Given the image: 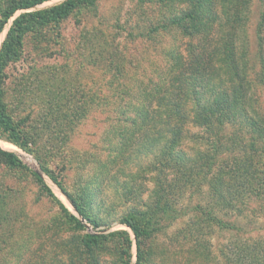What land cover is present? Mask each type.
I'll use <instances>...</instances> for the list:
<instances>
[{"label": "rangeland", "instance_id": "rangeland-1", "mask_svg": "<svg viewBox=\"0 0 264 264\" xmlns=\"http://www.w3.org/2000/svg\"><path fill=\"white\" fill-rule=\"evenodd\" d=\"M64 1L51 0L33 11ZM243 1L236 17L241 26L238 54L255 93L256 110L264 117V28L258 31L264 2ZM3 6L0 0V11ZM186 8L180 0L87 1L62 22L28 33L5 69L4 101L12 122L34 137L35 154L1 139L0 148L16 153L29 170H41L35 155L42 159L68 193L87 195L101 226L94 229L82 220L85 229L74 231L28 169L0 163V264H115L114 244L99 252L95 262L79 238L116 231L130 234V264L136 263L133 236L119 221L141 206L127 200L125 186L134 180V193L147 200L158 146L147 144L143 150L138 145L121 160L113 157L124 151L127 139L145 142L138 137L145 116L140 101L147 103L150 90L171 76L175 58L186 55L189 39L171 25ZM219 13L223 16L220 9ZM255 140L259 164L264 166V137L255 135ZM44 178L55 197L75 214L61 191ZM202 184L182 200L185 214L163 222L162 230L145 241L146 264H232L233 244L248 240L258 249L256 241L264 240V198L251 203L241 216L224 215L212 207L207 184ZM195 213L203 229L191 234L184 228ZM218 220L229 228L220 229Z\"/></svg>", "mask_w": 264, "mask_h": 264}, {"label": "trees", "instance_id": "trees-1", "mask_svg": "<svg viewBox=\"0 0 264 264\" xmlns=\"http://www.w3.org/2000/svg\"><path fill=\"white\" fill-rule=\"evenodd\" d=\"M49 1L3 0L0 11V34L11 18L23 11L13 19L0 49V139L32 154H35L34 137L15 125L7 112L4 101L7 64L18 56L28 33L52 22L58 24L79 5L96 0H66L49 9L33 11ZM180 1L186 3L187 8L171 25L180 28L182 35L189 39L186 55L175 58L171 76L150 90L148 102L140 101L145 116L138 137L139 140L143 137L145 142H138V138L127 139L124 151L113 157V161L121 160L124 155L133 153L134 148L138 150V145L143 150L147 144L158 146L154 175L149 178L152 187L150 191L145 190L149 194L147 200L144 202L143 195L134 193V180L125 186L127 200L137 201L141 206L133 207L119 221L133 236L135 264H146L145 241L162 230L163 222L176 221L185 214L182 200L188 193L201 189L202 183L207 184L212 207L224 215L241 216L251 203L264 198V166L259 164L261 156L254 147L255 135L264 137V117L256 110L255 93L247 80L237 46L241 26L236 17L244 1ZM263 28L264 12L259 33ZM35 157L41 172L68 198L77 215L55 197L42 175L23 165L16 153L0 148V163L28 169L40 191L58 204L60 213L74 231L85 229L82 220L98 229L101 222L92 214L87 195L72 196L54 171ZM146 169L149 171L148 165ZM200 219L195 213L184 231L193 234L199 230L200 233L203 229ZM216 224L220 229L229 228L220 220ZM79 241L83 251L91 253L95 262H98L99 252L112 243L115 264L131 263L132 241L127 231L107 235L87 233L80 236ZM256 244L257 250L248 240L233 244L229 253L231 263L264 264V240L259 239Z\"/></svg>", "mask_w": 264, "mask_h": 264}, {"label": "water", "instance_id": "water-1", "mask_svg": "<svg viewBox=\"0 0 264 264\" xmlns=\"http://www.w3.org/2000/svg\"><path fill=\"white\" fill-rule=\"evenodd\" d=\"M14 19V18H13ZM13 19H12V21H13ZM12 23V22H11ZM11 26V25H10ZM10 26H9V28H10ZM9 28H8V30H9ZM8 30H7V32H8ZM4 31V30H3ZM2 31V32H3ZM7 32H6V34H7ZM6 34H5V37H6ZM1 35V34H0ZM5 39V38H4ZM4 39H3V41H4ZM2 41V42H3ZM2 45V44H1ZM0 49H1V46H0ZM35 171H37V170H35ZM40 175H42V177L44 178L45 177V175L41 172V170H39V171H37ZM45 179V178H44ZM62 195H64V194H62ZM64 197L67 199V201L69 202V200H68V198L64 195ZM69 204L71 205V203L69 202ZM71 207H72V205H71ZM72 209H73V211H74V213H75V215H77L76 214V211L74 210V208L72 207Z\"/></svg>", "mask_w": 264, "mask_h": 264}, {"label": "bare ground", "instance_id": "bare-ground-1", "mask_svg": "<svg viewBox=\"0 0 264 264\" xmlns=\"http://www.w3.org/2000/svg\"><path fill=\"white\" fill-rule=\"evenodd\" d=\"M4 35H5V32H3V33L1 34V36H0V42H1V40L3 39ZM5 147H6V146H5Z\"/></svg>", "mask_w": 264, "mask_h": 264}]
</instances>
